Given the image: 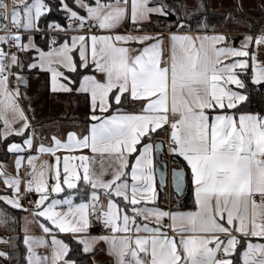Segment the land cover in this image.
<instances>
[{
	"label": "snow or ice",
	"instance_id": "6c2138e0",
	"mask_svg": "<svg viewBox=\"0 0 264 264\" xmlns=\"http://www.w3.org/2000/svg\"><path fill=\"white\" fill-rule=\"evenodd\" d=\"M154 15L176 16L161 22L167 35L146 30ZM185 28V17L165 0H13L11 8L0 0V139L25 137L6 144L15 173L0 164L10 193L0 202L39 222L43 236L25 228L27 264H82L75 255L94 254L99 243L113 264H264V110L246 107L252 91L264 92V63L251 50L264 46V34L245 35L236 47L224 35ZM41 32L46 51L35 42ZM32 72L48 74L53 93L85 96L83 133L34 144L20 104ZM161 133L172 163L182 160L190 171V211L157 202ZM43 155L50 160L38 165ZM97 156L112 162L110 174L97 171ZM184 180L183 167L172 170L177 195ZM165 185L162 171L160 189ZM94 225L107 234L92 235ZM0 257L10 258L5 251Z\"/></svg>",
	"mask_w": 264,
	"mask_h": 264
},
{
	"label": "crops",
	"instance_id": "0c3cea01",
	"mask_svg": "<svg viewBox=\"0 0 264 264\" xmlns=\"http://www.w3.org/2000/svg\"><path fill=\"white\" fill-rule=\"evenodd\" d=\"M186 1V3L188 4V1L190 0H184ZM194 0H192L193 2ZM153 3L154 0H152ZM190 5H192V3H189ZM194 4H196L194 2ZM193 4V5H194ZM157 18V16H153L152 17V21H154ZM150 24H147L146 26H148ZM42 27V26H41ZM126 29H121V31H124ZM151 34H156V33H164L165 35H167V31H164L162 29H154L152 31H149ZM188 34L191 35H224L227 37L228 41L234 46H237L240 44L242 37L244 35H252L254 37L264 34V30L261 33H257V34H251V33H246L243 32V36H240L241 39L239 40H235V38L230 36V32H227V30H223V29H219L216 26L212 28V31L210 32H190V31H185ZM236 34V33H235ZM35 42L37 43V45L43 49V50H47L48 48V38L46 35H41L40 33H35ZM261 63H264V59L260 61ZM26 79H27V83L25 86H21L20 87V92L22 94L26 93L27 99H24L22 101H20L21 107L24 108L26 110V115L29 117V122H30V129L28 130V134L33 136L34 139V144L38 145L39 143L43 142L45 145L51 143V137L52 136H57L61 139H66V134L70 131H74L78 134H81L84 132L87 124H88V119H86L85 121L80 120L79 118H77V120L71 119L69 117L70 113L76 112L78 110L83 111L87 117H88V106H87V101L86 98L83 94H77V93H70L71 95H68V93H53L50 90V77L48 74L46 73H42V72H32V73H25ZM15 83V80H14ZM13 83V86H14ZM68 95L69 97H74V101L70 100L69 104H68V108L64 109V107L62 106V108L59 107V102L58 99H60L63 96ZM68 100V99H67ZM30 109V110H29ZM50 110H55L58 113H61L62 117H65V113L68 114V116H66L65 119H61V118H56V119H52L49 122L47 121V119H44L43 121L40 120L39 122L35 119L34 115L38 116V120L39 117L41 116V114H48L50 112ZM29 111H31L32 115L34 118H31L29 115ZM51 116H49L50 118ZM8 118L11 119L12 118V114L8 113ZM35 120V122H34ZM68 121V125L66 127V121ZM14 127H19V123H16L14 125ZM3 129V123L2 121H0V130ZM25 137H20V136H16V135H10L7 140H3L0 139V164H3L6 168V171L10 174H14L15 173V168H14V155L7 153L6 151V144L10 143V142H15V143H22V140ZM158 141H163L164 143L166 142V136L165 134L161 133L159 136H157L155 138V142ZM27 151L25 153H23L22 155H27ZM32 154H36V153H32ZM50 160V157L47 155H43L40 157V160L37 161V164L39 165L40 161H48ZM155 163V161H154ZM180 163H182L184 165V162L181 160ZM26 164V161H25ZM111 164L112 162L107 159V158H102L100 156H97L96 158V169L97 171H100L101 167L107 168L109 171V174L111 173ZM171 167H175L172 163H171ZM186 167V166H185ZM187 172L189 173V183H190V171L187 169ZM21 177H24V169H21ZM156 180H157V176H156ZM157 192H158V204L161 208H163L164 210H170V211H179V212H184V211H190L193 209L194 205H193V197L192 200L190 201L189 204H184V200H180L179 197H176V195L172 192L171 188L169 187L167 189V192L165 194V196L161 197V189L159 187L158 181H157ZM4 194H10L6 192V189L4 188L3 184L0 183V195H4ZM192 196V194H191ZM32 199H35V195L33 194ZM186 200V199H185ZM182 205H187L190 207H184ZM9 207V206H8ZM16 210V209H15ZM20 212V231L21 234L25 235V231L21 230V212L20 210H17ZM28 218H31L37 228V232H28L29 235L34 236V237H40L43 236V233L41 231V229L39 228V222L33 218L32 216H30L29 214L27 215ZM0 218H2L3 220L5 219V217H3V215H0ZM4 226L5 223L2 222L1 226H0V240H2V233L4 230ZM95 226V225H94ZM94 226L91 228V234L92 235H96L95 234V229ZM63 236H66V234H58V238L63 239ZM46 239L49 240V244H50V238L46 237ZM7 244L6 243H0V251H5ZM6 252V251H5ZM46 255H48L49 257L51 256V249L50 248H46ZM4 259V258H2ZM113 257L108 255L107 253V245L103 244V243H99L96 245V249L94 254H92V262L93 264H113Z\"/></svg>",
	"mask_w": 264,
	"mask_h": 264
},
{
	"label": "trees",
	"instance_id": "16d2710c",
	"mask_svg": "<svg viewBox=\"0 0 264 264\" xmlns=\"http://www.w3.org/2000/svg\"><path fill=\"white\" fill-rule=\"evenodd\" d=\"M46 2H51V0H46ZM155 2V0H154ZM165 3H167L170 7L174 8L177 13L180 15L181 12L187 9L188 11H194L196 12L194 16L190 18H186L185 16V24L186 28L185 31L190 32H210L212 31V28L217 25H222L226 22V15L223 13H219L216 11H213L211 8V0H197L196 4L192 7H188L185 5L184 0H165ZM186 6V7H184ZM183 16V15H181ZM49 18H54L58 21H62V17L59 16V13H51L49 14ZM239 18L244 19L250 26V33L251 34H257L261 33L264 29V11L262 9H257V11L254 12V14L251 16H241ZM176 16L172 15L169 18H159L157 17L152 24L145 26L147 31H152L154 29H162L164 31H167L166 28L160 26L161 22L164 24H171L175 21ZM41 26L44 27V19L42 18ZM173 31H176V29H173ZM27 74V73H26ZM246 107L250 111H262L264 110V92L260 90H254L251 92V95L249 97V101L246 102ZM129 110H133V107L131 105L128 106ZM138 111V106L135 109ZM29 115L31 118H34L39 122L40 120L49 119V113L48 114H41L38 120L37 115H32L31 111H29ZM35 122V120H34ZM175 167L180 168L184 167L187 171V168L182 164H173ZM167 192V189L165 191H161V197L165 196ZM177 197V196H176ZM180 200H184V204H189L192 200L191 191H190V183H189V173L187 172V189L185 191V194L182 197H179ZM186 199V200H185ZM184 207H190L185 206ZM0 210H2V213L0 215H3L4 213L7 214L5 219H7V223H5L4 230L2 233V240L7 241L8 244L5 251L9 253L10 258L9 259H0V264H27V252L26 247L23 244V235L20 231V212L8 207L3 202H0ZM63 239L68 242V237L63 236ZM9 240V241H8ZM72 247L74 249L77 248V245L75 242H72ZM75 258L82 262V264H93L92 262V254H83L82 252H79L75 255Z\"/></svg>",
	"mask_w": 264,
	"mask_h": 264
},
{
	"label": "rangeland",
	"instance_id": "374dc122",
	"mask_svg": "<svg viewBox=\"0 0 264 264\" xmlns=\"http://www.w3.org/2000/svg\"><path fill=\"white\" fill-rule=\"evenodd\" d=\"M5 2L7 3V0H5ZM194 2L196 3L197 0H194L193 2H192V0H190V1H188V4L186 3V1H184L185 5L188 7L194 6L195 5ZM12 3H13V0H9V8H11ZM189 3H192V5H190ZM186 6H184V7H186ZM211 8L213 11L223 13L226 15V22L222 25H217L216 27L219 29L227 30V32H230V34L231 33L238 34L239 38H236L235 40H239V39H241L240 36H243V32L250 33L249 24L244 19L239 18V17H241V16L248 17L250 15L252 16L254 14V12L257 11V9H262V11H264V0H211ZM181 13H182L181 15L185 16L186 18H190V17L194 16L196 12L187 11V15L185 14V11H182ZM59 16H61V15L59 14ZM258 36H260V35H258ZM243 37H242V39H243ZM239 46H240V44L237 45L236 47H239ZM251 50L252 51H258V60L259 61L264 59V46H261L259 49H257L256 46L253 45ZM15 83H14L13 87H15ZM68 95H71V94L68 93ZM68 95H66V96L64 95L63 97L58 99V102H59L58 105L60 108H62V106H63L64 109H67L69 101L75 100L74 97H69ZM65 115L68 116L67 113H65ZM49 116H51V117L49 119H47L48 122L50 120L56 119V118H61V119L66 118V116L62 117L61 113H58L55 110H50ZM69 117L71 119H74V120H77V118H79L80 120L85 121L87 119V115L83 111H80V110H78L77 113L72 111L70 113ZM67 125H68V121H66V127H67ZM1 213H2V210H0V214ZM3 213H4V211H3ZM27 215H28V213L21 212V230L25 231V228H27L28 232H37V228H36V226H35V224L31 218H28V220L31 221V223H26L24 217ZM0 221H3V219L0 218ZM1 224H2V222H0V226H1ZM37 252L40 254L46 255V253H45L46 248H38ZM2 258L3 257H0V259H2Z\"/></svg>",
	"mask_w": 264,
	"mask_h": 264
},
{
	"label": "water",
	"instance_id": "95a60500",
	"mask_svg": "<svg viewBox=\"0 0 264 264\" xmlns=\"http://www.w3.org/2000/svg\"><path fill=\"white\" fill-rule=\"evenodd\" d=\"M158 144L162 143V148L158 153H154L155 156V166H156V176H157V181L159 184V177H160V173L163 171L166 173V185L163 189H161V191H165L166 189H168L169 187L171 188L172 192L177 196V197H182L185 194V191L187 189V171L186 169L183 167V170L185 172V180H184V190L182 192V194L177 195L174 191L173 188V182H172V170L173 169H180L177 167H171V164L166 161L164 159L165 156V144L163 141H158L156 142Z\"/></svg>",
	"mask_w": 264,
	"mask_h": 264
},
{
	"label": "built area",
	"instance_id": "2783aa9c",
	"mask_svg": "<svg viewBox=\"0 0 264 264\" xmlns=\"http://www.w3.org/2000/svg\"><path fill=\"white\" fill-rule=\"evenodd\" d=\"M7 3L9 4V0H7ZM0 34H3V33H0ZM40 34L41 35H45V33H43V32H41ZM230 36L233 37V38H235V39L236 38H239V35L238 34H235V33H231ZM13 83H14V79L13 80H10V85L9 86L10 87H13ZM164 144H165V156H164V159L171 164V161H172L173 158L170 157L169 154H168V144H167V142H165ZM22 203L24 204V207H26V208L30 207V205H29V203H28L27 200L22 201ZM94 229H95V234L96 235H104V234H107V233H105L102 230V228H101L100 225H95L94 226Z\"/></svg>",
	"mask_w": 264,
	"mask_h": 264
},
{
	"label": "flooded vegetation",
	"instance_id": "af4514ba",
	"mask_svg": "<svg viewBox=\"0 0 264 264\" xmlns=\"http://www.w3.org/2000/svg\"><path fill=\"white\" fill-rule=\"evenodd\" d=\"M171 163H172V161H171ZM173 164V163H172Z\"/></svg>",
	"mask_w": 264,
	"mask_h": 264
}]
</instances>
